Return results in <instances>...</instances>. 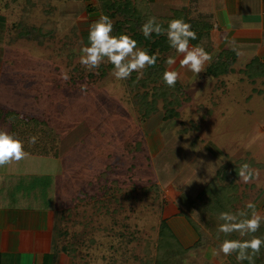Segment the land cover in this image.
<instances>
[{
  "label": "rangeland",
  "instance_id": "rangeland-1",
  "mask_svg": "<svg viewBox=\"0 0 264 264\" xmlns=\"http://www.w3.org/2000/svg\"><path fill=\"white\" fill-rule=\"evenodd\" d=\"M135 1L147 18L157 19L186 6L196 13L210 3ZM97 5L96 0H0V103L56 131V153L27 154L5 165L11 172H0V193L11 206L26 207L40 229L49 223L54 232L66 231L53 235L57 251L66 246L60 259L54 257L56 264H156L163 256L157 248L162 218L184 248L163 256L165 264H249L237 261L235 253L214 255V249L238 238L218 231L220 212L250 213L245 204L251 201L264 218V78L251 82L238 72L196 76L180 67L182 55L170 49L167 57L176 63L165 62V68L179 73L181 90L160 81L147 94L151 110L141 121L134 93L112 76L113 68L92 79L87 75L96 69L79 63L89 26L101 16ZM217 15L226 25L224 15ZM227 17L233 31L224 28L225 41L218 32L203 40L210 56L236 48V69L256 54L264 58L258 31L252 34L245 25L239 30L240 19ZM16 22L49 35L43 43L10 40ZM244 163L258 172L247 184L238 179ZM109 197L106 208L102 202ZM253 235L264 239V220ZM13 258L8 264L16 263ZM254 264H264V247Z\"/></svg>",
  "mask_w": 264,
  "mask_h": 264
},
{
  "label": "trees",
  "instance_id": "trees-1",
  "mask_svg": "<svg viewBox=\"0 0 264 264\" xmlns=\"http://www.w3.org/2000/svg\"><path fill=\"white\" fill-rule=\"evenodd\" d=\"M97 9H99L101 15H107L110 17L113 23L112 35L127 34L137 41V46L146 49L149 55L158 53V59L155 66L146 67L143 70V76L138 78V74L133 72L131 76L124 80L128 89L134 93V99L138 103V109L140 113V120L145 121L147 115L150 113L148 108H151V102L147 100V94L155 92L159 87V82L162 81V74L165 70V62L167 61V53L170 49L166 35L156 36L154 33L151 38L145 39L142 35L140 28L143 23L147 21V17L139 10L135 0H96ZM87 10H91L90 6H87ZM194 14V15H192ZM171 19H183L186 23L191 25V29L197 34L196 40H190L189 45L202 46L206 52L210 53L211 48H207L204 45L203 40H209L211 37L212 23L210 15L207 13L194 12L193 8L182 7L181 9H172L171 14L166 17L159 18L157 22L161 23L164 28H167V21ZM39 27L27 24L12 23L10 31H13V35L10 36V40H16L20 38L32 39L38 43H43L46 35L45 32L36 34L40 31ZM238 50L236 48H222L211 54V61L207 62L204 67V71L201 73L202 77H215L218 78L221 75L238 72L243 74L251 82H255L258 78H264V62L260 61L258 57L254 56L247 61L244 66L236 69L234 64L238 58ZM113 66L109 63H102L96 72H89L88 77L94 79L97 77H103ZM75 71L79 69L74 67ZM77 76L74 77V79ZM163 82V81H162ZM164 84V83H163ZM175 90L180 91V83L176 82ZM141 89H143L142 92ZM151 91V92H150ZM256 91H261L257 89ZM1 127H7L8 133L14 137L20 139L24 143V150L27 154L36 155H50V149L55 148V144L52 143L56 131L43 121H40L36 117L24 116L23 114L15 111L14 109L3 106L0 103V129ZM41 133L36 135L35 133ZM36 136L37 140L35 144H29V138ZM47 143V145H46ZM34 146V148H32ZM55 152V150H54ZM54 152L52 154H54ZM56 153V152H55ZM208 187V186H207ZM206 187V188H207ZM106 188H109L108 186ZM118 198L115 197V203ZM102 202V201H101ZM103 206L109 208L110 197L102 202ZM112 203V202H111ZM193 222V221H192ZM65 230L57 231L53 229L51 232V252L47 257L53 261L54 257L63 251L66 247L62 245L60 251H57L54 242V233L58 235L65 234ZM66 232V231H65ZM237 239H244L239 236ZM157 248L163 253V256H174L184 250L181 243L178 241L176 235L172 232L167 224L165 218L161 219L158 233ZM159 256L156 258V264H165V257ZM233 258V257H232Z\"/></svg>",
  "mask_w": 264,
  "mask_h": 264
},
{
  "label": "clouds",
  "instance_id": "clouds-1",
  "mask_svg": "<svg viewBox=\"0 0 264 264\" xmlns=\"http://www.w3.org/2000/svg\"><path fill=\"white\" fill-rule=\"evenodd\" d=\"M140 31L145 39L151 38L153 33L156 36L166 35L169 47L182 55L180 67L187 68L196 76L204 71L206 62L212 59L202 46H189V41L196 40L197 34L183 19H171L167 21V28H164L155 17H150L141 25ZM112 32L113 23L107 15H101L90 24L87 37L89 44L80 48L79 57V63L88 71L98 69L102 63L107 62L113 66L111 74L116 80H126L133 72L140 78L146 67L155 66L158 53L149 55L146 49L137 46V41L131 36L123 33L112 35ZM166 63L173 65L176 60L168 57ZM61 78L67 80L69 77L67 73H62ZM178 78L179 73L174 70H165L162 74V81L168 87H175ZM36 140L37 137L32 136L28 142L35 144ZM26 155L23 141L0 129V167L19 162ZM257 175L258 172L247 163L242 164L238 170V179L245 184L252 182ZM245 209L250 210V213L245 210L236 213L220 212L218 219L223 223L219 224L218 231L225 235L235 232L241 238H250L225 239L214 249V255L231 256L235 253L237 261L247 260L249 264H254V257L264 247V239L253 234L260 229L264 218L257 213L256 205L251 201L245 204ZM189 256H194V253H189Z\"/></svg>",
  "mask_w": 264,
  "mask_h": 264
},
{
  "label": "crops",
  "instance_id": "crops-1",
  "mask_svg": "<svg viewBox=\"0 0 264 264\" xmlns=\"http://www.w3.org/2000/svg\"><path fill=\"white\" fill-rule=\"evenodd\" d=\"M189 1L199 6L197 0H185L183 4L186 5ZM207 4L209 5L201 6L203 10L196 12L210 15L212 35L218 32L222 41H225L227 39L225 33L228 30L224 28L233 31L229 25L232 20H228L227 15L231 17L235 15L240 19V26H237L239 30L244 29L243 25L251 27L252 34L258 31L256 36L260 37L257 40L264 41V0H210ZM218 12L224 15L226 25H221L217 20ZM261 55L254 56L264 62ZM0 172L9 174L11 171L8 166H4L0 167ZM11 203L13 202L8 201L7 195L0 193V264H8L12 257H15L13 258L16 260L15 264H54L55 260L51 262L47 257L51 252L52 226L50 227L48 223L40 229L39 224H34V218L30 216L26 207L11 206ZM57 257L61 258L60 252Z\"/></svg>",
  "mask_w": 264,
  "mask_h": 264
}]
</instances>
